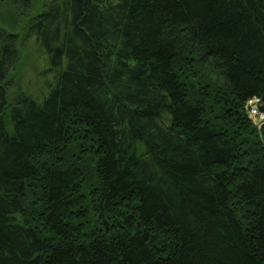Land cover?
Instances as JSON below:
<instances>
[{
    "label": "trees",
    "instance_id": "16d2710c",
    "mask_svg": "<svg viewBox=\"0 0 264 264\" xmlns=\"http://www.w3.org/2000/svg\"><path fill=\"white\" fill-rule=\"evenodd\" d=\"M27 33L54 83L10 96L0 25V264H264V0H45Z\"/></svg>",
    "mask_w": 264,
    "mask_h": 264
},
{
    "label": "rangeland",
    "instance_id": "374dc122",
    "mask_svg": "<svg viewBox=\"0 0 264 264\" xmlns=\"http://www.w3.org/2000/svg\"><path fill=\"white\" fill-rule=\"evenodd\" d=\"M43 3L45 0H34L32 7L27 10L7 2L0 3V25L19 35V59L7 77L10 96L23 90L42 99L54 83V73L50 69L47 53L36 38L27 33L31 16L42 8ZM256 126L258 129L262 127Z\"/></svg>",
    "mask_w": 264,
    "mask_h": 264
},
{
    "label": "built area",
    "instance_id": "2783aa9c",
    "mask_svg": "<svg viewBox=\"0 0 264 264\" xmlns=\"http://www.w3.org/2000/svg\"><path fill=\"white\" fill-rule=\"evenodd\" d=\"M245 109L249 118L258 126L264 124V103L258 96L247 99Z\"/></svg>",
    "mask_w": 264,
    "mask_h": 264
}]
</instances>
